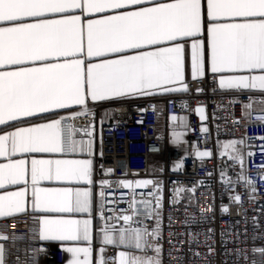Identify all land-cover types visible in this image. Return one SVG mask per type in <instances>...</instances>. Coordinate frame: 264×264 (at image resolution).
Returning <instances> with one entry per match:
<instances>
[{
  "label": "snow or ice",
  "instance_id": "snow-or-ice-1",
  "mask_svg": "<svg viewBox=\"0 0 264 264\" xmlns=\"http://www.w3.org/2000/svg\"><path fill=\"white\" fill-rule=\"evenodd\" d=\"M188 48L193 79L204 76L207 62L221 89L256 90L264 113V0H0V125L15 127L0 135V157L17 153H86L91 157L92 141H77L75 127L69 125L67 137L63 135L65 117L30 127L8 122L23 123L42 113L59 116L60 111L86 116L91 112L89 98L120 101L157 92H186ZM250 107L244 106L246 116L251 115ZM179 140L180 134H176ZM245 142H227L223 154L241 165L235 183H245L254 193V185L243 175L244 154L237 147ZM196 155L211 154L198 151ZM93 172L91 158L31 160L32 207L40 213L35 238L60 242L66 264H93V221L74 218V214L91 217L92 189L38 185L47 180L90 186ZM26 174L23 159L0 164V189L21 183L27 186ZM108 183L101 182L102 186ZM121 184L133 187V182ZM135 184L156 186L150 180ZM26 192L25 187L0 194V218L24 213ZM230 199L240 202L239 195ZM159 206L158 197L155 204L133 199L130 214L116 218L123 225L105 224L101 243L128 249L120 251L112 264H161L159 224L151 229L145 224L158 217ZM0 239L7 236L0 234ZM5 254L6 248L0 244V264H4ZM95 264L108 261L100 257Z\"/></svg>",
  "mask_w": 264,
  "mask_h": 264
},
{
  "label": "built area",
  "instance_id": "built-area-1",
  "mask_svg": "<svg viewBox=\"0 0 264 264\" xmlns=\"http://www.w3.org/2000/svg\"><path fill=\"white\" fill-rule=\"evenodd\" d=\"M187 85L188 91L180 95L117 104L111 121L104 124H98L99 105H88L91 112L86 116L74 117L72 112H65L57 117H65V137L69 125L78 130L75 136L97 133L98 153L93 157L92 177L94 216L100 222L96 230L106 223L117 228L123 225L116 218L130 214L133 199L155 204L158 197L159 215L145 224L150 229L159 224L161 264H264L262 97L258 92L218 90L217 78L209 70ZM246 104L252 105L247 109L249 116L245 115ZM197 109H203L204 117ZM182 117L187 120L188 136L182 146L173 147L169 133L179 129ZM241 139H246L241 145L243 175L254 185V193L245 183H235L242 170L239 162L230 160L223 154L225 150H218V144ZM198 151L211 155L199 158ZM249 152L253 155H247ZM58 156L69 158L73 154ZM177 164L181 165L179 169ZM229 179L232 185L227 183ZM104 180L108 185L102 186ZM141 180L153 181L156 186L136 187L135 182ZM121 181L133 182V187L124 188ZM235 195L240 196L239 203L230 199ZM37 231L36 218L30 213L1 220L0 234L7 236L6 240L0 239L6 248L4 264H60V251L40 252ZM115 254L114 247H106L108 264H112Z\"/></svg>",
  "mask_w": 264,
  "mask_h": 264
},
{
  "label": "crops",
  "instance_id": "crops-1",
  "mask_svg": "<svg viewBox=\"0 0 264 264\" xmlns=\"http://www.w3.org/2000/svg\"><path fill=\"white\" fill-rule=\"evenodd\" d=\"M74 14H79V10H74ZM206 41V37H205ZM205 53L207 54V50H205ZM208 70L207 62L205 63V73ZM185 82H189L193 79L192 75V66H191V49L188 48L186 49L185 53ZM201 78L197 77L196 79ZM216 88L220 91H229L225 89H221L218 85H216ZM235 90V89H233ZM243 92L247 93H255L257 92L256 90H242ZM184 91L180 92H172V93H162V92H157L153 95L150 96H139V97H132V98H126L120 101H91L89 98L88 105H99L102 106L100 111H99V117H98V124H104L108 123L112 119V114H113V108L117 104H123V103H135L139 100L142 99H162L166 98L169 96H175V95H180ZM75 108V106H74ZM66 111H60V114L65 113ZM201 117H204L203 112H199ZM57 115H54L52 113H42V114H37L35 117L31 118H25V122L19 123V122H8L9 124L15 125L16 127H30L32 124H41V123H46L51 120L57 119ZM183 119H180V127L177 131H172L169 133V144L173 147H180L182 146L188 136L187 128V120L185 117H182ZM15 127H9L8 125H0V135L6 133V132H11L14 131ZM176 134H180V140L176 141ZM77 141L83 140V141H88L91 140L93 144V155L89 157L86 153H75L73 154L72 157L69 158H62L58 156V153H17L15 156H10V157H0V164H7L9 162V159L11 160H19L23 159L26 161V168H27V174H26V179L28 180L27 186H25L23 183L20 185H6L5 188L0 189V194H3L6 191H17L21 188H27L26 196H25V212L24 213H30L33 215L35 218L40 215V213L34 212L33 207H32V185H31V160L32 159H88L93 157L98 153V136L97 133L94 131L91 136H75L74 137ZM39 187L42 188H63V187H91L92 193H93V206H92V213L91 217H88L87 214H84L81 216L80 214H74V218H91L93 221V231H92V243L91 247L93 249V264L95 263V260L104 257L105 258V251L106 247H114L116 250L115 254V259L118 257V253L120 251H128V249H125L123 247H115L111 245H103L101 243L102 239V232L101 230H96L97 227L100 226V222L97 218H95V209H96V204H95V192L93 189V185H76L75 183H69L66 181H47L43 180L40 181ZM22 214V213H21ZM19 215V214H18ZM17 216V215H14ZM12 216V217H14ZM11 218V217H10ZM7 219V218H6ZM4 220L0 218V221ZM37 221V219H36ZM38 225V221H37ZM104 248V252H101L100 249ZM38 249H43V251L40 250L42 253H47L52 250H58L61 253V263L60 264H66V255L65 253L61 250L60 247V242H41L39 241V246ZM114 259V260H115Z\"/></svg>",
  "mask_w": 264,
  "mask_h": 264
},
{
  "label": "rangeland",
  "instance_id": "rangeland-1",
  "mask_svg": "<svg viewBox=\"0 0 264 264\" xmlns=\"http://www.w3.org/2000/svg\"><path fill=\"white\" fill-rule=\"evenodd\" d=\"M232 141H233V140H232ZM228 142H229V141H228ZM226 143H227V142H224V143H222V144H218V150H219V151L225 150L224 145H225ZM237 147L241 149V145H238ZM228 150H231V149L229 148ZM231 151H232V150H231ZM196 157H197V155H196ZM141 181H142V180H141ZM148 186H150V185H148ZM148 186H147V187H148ZM140 187H144V186H140Z\"/></svg>",
  "mask_w": 264,
  "mask_h": 264
}]
</instances>
